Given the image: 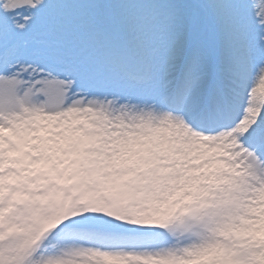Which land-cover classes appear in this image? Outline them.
<instances>
[{"label":"snow or ice","instance_id":"obj_1","mask_svg":"<svg viewBox=\"0 0 264 264\" xmlns=\"http://www.w3.org/2000/svg\"><path fill=\"white\" fill-rule=\"evenodd\" d=\"M0 264H264V0H0Z\"/></svg>","mask_w":264,"mask_h":264}]
</instances>
